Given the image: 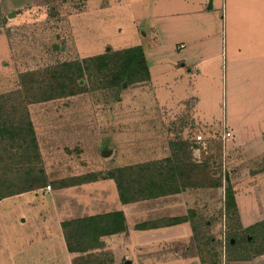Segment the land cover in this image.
<instances>
[{
	"label": "rangeland",
	"instance_id": "374dc122",
	"mask_svg": "<svg viewBox=\"0 0 264 264\" xmlns=\"http://www.w3.org/2000/svg\"><path fill=\"white\" fill-rule=\"evenodd\" d=\"M87 1L0 0V194L29 186L35 176L46 179V190L48 185L54 190L61 187V180H67L65 186H69L84 183V179L113 178L116 172L120 175V168L130 165H154L152 162L159 161L160 167H167L181 162L188 171L184 177L177 174L170 179L165 172V181L158 175L154 178L168 189H193V197L188 198L192 203L196 201L186 216L191 219L196 245L206 264H231L259 256L261 260L253 262L264 264V231L254 226L264 221V211L259 216L261 220L244 226L239 209L235 213L231 208L229 213L226 205L228 186L236 199L239 194L245 195L249 185L257 191L255 178L264 170V150L245 147L246 141H239L235 134L233 138L229 136L230 141L226 135L225 146L223 137L227 132L205 131L186 109L162 110L149 81L123 83L119 90L106 87L111 79L96 69L99 61L87 62L91 71L75 76L68 88L75 89V94L59 95L58 83L62 79L55 80L54 72L62 63H83L90 56L80 50L79 39L85 51L113 48L105 53L151 41L154 14L149 0L141 7L142 11L147 9L142 16L137 4L135 10H130L128 0H111V8L102 10L98 19L94 17V27L86 32L76 15ZM13 10L15 15L9 17ZM226 89V117L240 119L238 114L245 106L249 113L255 111L251 97H239V91L232 94L230 71ZM52 93L59 96L27 104ZM218 109V114L223 113L222 100ZM19 128L25 132L19 134ZM30 128L34 129L36 142ZM164 147L169 150L167 158L147 161L164 155ZM104 149L112 152L103 156ZM47 169L54 180L48 181ZM29 170L33 176L27 175ZM46 198L50 197L42 193L32 202L50 204ZM14 202L0 200V264H56L46 255L47 230L31 220L21 224L27 206L15 207ZM29 241L33 248L25 244ZM85 247L94 248L89 244ZM56 256L62 261L68 254L66 250L58 251ZM98 259L92 253L81 258L88 264Z\"/></svg>",
	"mask_w": 264,
	"mask_h": 264
},
{
	"label": "crops",
	"instance_id": "0c3cea01",
	"mask_svg": "<svg viewBox=\"0 0 264 264\" xmlns=\"http://www.w3.org/2000/svg\"><path fill=\"white\" fill-rule=\"evenodd\" d=\"M145 2L128 0V5L130 10H135L138 5L142 11ZM149 2L154 14L150 27L151 41L148 45L117 47L114 51L136 46L144 50L151 75L149 82L162 110L183 112L186 109L205 131L230 132V136L237 135L239 141L244 139L245 147L264 150V0H212V7H209L210 0ZM85 3L88 4L81 7L76 21L81 22V29L87 32L94 27V17L98 19L102 10L111 8V0L103 3L101 0H88ZM139 14L146 15L147 9ZM78 41L80 50L89 52L91 57L113 49L85 51L80 39ZM229 71L232 94L239 91V97H251L256 104L254 112L249 113L246 106L240 110V119L237 120H232V115L226 117ZM221 100L223 113L218 114ZM30 112L34 119L32 106ZM131 113L135 116L134 112ZM244 134L251 137L247 139ZM224 143L226 146L225 140ZM161 152L164 155L152 156L147 161L168 157L167 148ZM46 172L48 181L54 180L51 171L47 169ZM255 181L259 185L257 191H252L249 185L245 195L238 193L236 199L244 226L261 220L259 216L264 211V185L261 186L264 170L256 174ZM43 187L12 193L0 200H15V207L27 206L21 215V224L31 220L47 230L44 240L46 255L56 264H88L81 258L91 253L99 257L93 264H126L129 261L131 264H204L205 258L197 248L191 219L186 216L196 201L192 203L188 198L193 197L192 188L125 203L111 177L56 187L50 191ZM42 193L50 197L49 200L46 198L50 204L32 202ZM179 218L186 219L181 221ZM114 224L121 229L85 239L68 238L70 234L86 228ZM30 239L33 241V237ZM30 241L25 244L33 248ZM88 244L94 248L85 247ZM64 249L68 254L67 260L59 261L60 256L56 254L65 252ZM256 259L261 260V257ZM256 259L231 264H257V261L253 262Z\"/></svg>",
	"mask_w": 264,
	"mask_h": 264
},
{
	"label": "trees",
	"instance_id": "16d2710c",
	"mask_svg": "<svg viewBox=\"0 0 264 264\" xmlns=\"http://www.w3.org/2000/svg\"><path fill=\"white\" fill-rule=\"evenodd\" d=\"M89 61H99L100 67L96 68L99 70L101 75L105 77H109L111 79L110 84L106 83V87H115L117 90L121 89L123 87V83H139V82H146L151 79L149 66L146 60V56L144 53V50L139 47H130V48H124L121 50L113 51L112 53H105L100 54L92 57L86 58L83 63L77 62H71V63H62L61 68L57 69L54 74L53 78L55 80H61L59 85V95H72L75 94V89L68 90L70 83L76 79L75 76L82 75L84 70L91 71V64L89 65L87 62ZM84 64V65H83ZM103 73V74H102ZM66 81H68L66 83ZM59 95H56V93L48 94V96H44L41 98L36 97L35 99H32L29 103L33 102H41L43 100H49L53 98H57ZM5 127V126H4ZM32 127V126H31ZM3 128H0V130ZM6 133L13 131L6 130ZM3 132V131H2ZM25 132L24 129L19 128L18 133ZM30 132L33 135V141L36 142L35 139V132L34 129L30 128ZM25 139V138H23ZM169 162L171 161L170 158L167 159ZM149 163H141L136 165H130L126 167H122L119 169V174L112 175V177L117 181L118 183V189L120 193L121 200L125 203L136 201L139 199H145L150 197H156L161 194H169V193H175L177 191H180V188L184 187H177V188H166V186H163L158 183V181L154 178L155 175H158L159 178L165 181V172L169 173V178L173 179L177 177V174L180 175V177H184L188 171L181 162L177 163L176 165H168L167 167H160L159 164L161 162L155 161ZM163 170V171H162ZM33 172L31 170L28 171V175L32 174ZM42 173V172H41ZM43 174V173H42ZM30 176V175H29ZM45 177V176H44ZM146 181H143V180ZM34 180V181H33ZM32 183L29 186H26L21 189H17L15 191H10L8 193L0 194V199L12 195V193H20L23 191L33 190L40 188L42 186H45L47 181L45 178H40L35 176L32 180H30ZM89 180H85L83 182H89ZM160 181V180H159ZM67 180H61L58 184V186L64 187L67 185ZM149 189V190H148ZM158 190V191H156ZM226 205H227V211L230 213V209L232 208L235 213H238V207L236 202V197L233 192V189L231 186H228L226 189ZM185 220L186 218H179L178 220ZM255 227L258 226L261 227L260 231H264V221L258 222L254 224ZM253 227V226H251ZM119 229V225H104L102 227H91L81 230L79 233H72L68 238L70 239H85L90 237H95L98 235H104L109 234L111 232H116ZM263 229V230H262ZM204 264H206V261L204 259ZM217 264V263H213Z\"/></svg>",
	"mask_w": 264,
	"mask_h": 264
},
{
	"label": "water",
	"instance_id": "95a60500",
	"mask_svg": "<svg viewBox=\"0 0 264 264\" xmlns=\"http://www.w3.org/2000/svg\"><path fill=\"white\" fill-rule=\"evenodd\" d=\"M209 7H212V0H210ZM15 13H16L15 10H13V11L9 14V17H13V16L15 15ZM125 85H126V83H125ZM111 152H112L111 150L104 149V150L102 151V154H103V156H108ZM126 264H131V262L129 261V262H127Z\"/></svg>",
	"mask_w": 264,
	"mask_h": 264
},
{
	"label": "built area",
	"instance_id": "2783aa9c",
	"mask_svg": "<svg viewBox=\"0 0 264 264\" xmlns=\"http://www.w3.org/2000/svg\"><path fill=\"white\" fill-rule=\"evenodd\" d=\"M226 135L228 136V139H229V136L231 135V133L230 132H227V134H225V136L223 137L224 140L226 139ZM51 188H52L51 185H48L47 186V189L48 190H51Z\"/></svg>",
	"mask_w": 264,
	"mask_h": 264
}]
</instances>
